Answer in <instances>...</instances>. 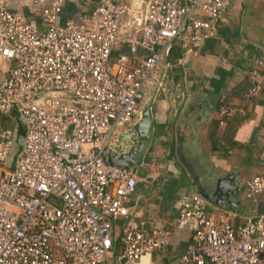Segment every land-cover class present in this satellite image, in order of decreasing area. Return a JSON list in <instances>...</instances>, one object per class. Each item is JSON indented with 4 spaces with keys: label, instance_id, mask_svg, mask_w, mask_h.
Here are the masks:
<instances>
[{
    "label": "built area",
    "instance_id": "built-area-1",
    "mask_svg": "<svg viewBox=\"0 0 264 264\" xmlns=\"http://www.w3.org/2000/svg\"><path fill=\"white\" fill-rule=\"evenodd\" d=\"M67 1L87 2L16 0L37 22L0 0V114L15 105L26 124L10 169L15 122L0 123V264H144L169 230L128 205L134 169L106 164L101 152L163 88L167 48L195 54L229 0H96L88 18L61 24ZM246 82L239 102L216 113L220 129L264 89V53ZM243 194L263 195V211L236 224L198 194L180 197L172 225L189 240L165 264H264V175L245 180Z\"/></svg>",
    "mask_w": 264,
    "mask_h": 264
},
{
    "label": "crops",
    "instance_id": "crops-1",
    "mask_svg": "<svg viewBox=\"0 0 264 264\" xmlns=\"http://www.w3.org/2000/svg\"><path fill=\"white\" fill-rule=\"evenodd\" d=\"M5 1L10 10L39 22L16 0ZM95 4L96 0L67 1L59 22L88 18ZM263 53L264 2L258 0H229L214 36L195 54L183 56L176 44L167 48L158 70L163 88L142 103V109L150 110L152 136L138 169L133 170L138 181L128 205L147 226L158 223L169 235L165 248L142 257V263L165 264L180 255L189 240L188 230L172 225L179 198L197 194L188 171L178 161V149L203 183L238 169L237 206L233 212L221 210L231 214L235 224L263 211V195L256 202L246 199L243 184L264 175V89L245 103V114L229 120L224 129L218 127L216 114L222 104L239 102L247 72Z\"/></svg>",
    "mask_w": 264,
    "mask_h": 264
},
{
    "label": "water",
    "instance_id": "water-1",
    "mask_svg": "<svg viewBox=\"0 0 264 264\" xmlns=\"http://www.w3.org/2000/svg\"><path fill=\"white\" fill-rule=\"evenodd\" d=\"M142 4L144 0H139ZM10 116L15 122V134L11 152L10 169L14 167L16 156L20 153L26 133V124L20 119V115L15 105H13ZM138 121L129 130L120 133L112 149L105 146L101 152L106 164L121 166L126 168H136L140 165L144 152L147 149L152 136V119L148 107H144ZM178 161L186 168L191 181L194 184L195 192L201 196L211 207L233 212L237 206L234 199L241 191L238 179V169L232 168L224 176L201 182V177L195 173L192 167L186 162L182 153L177 150Z\"/></svg>",
    "mask_w": 264,
    "mask_h": 264
},
{
    "label": "rangeland",
    "instance_id": "rangeland-1",
    "mask_svg": "<svg viewBox=\"0 0 264 264\" xmlns=\"http://www.w3.org/2000/svg\"><path fill=\"white\" fill-rule=\"evenodd\" d=\"M0 123L2 125H10V124L14 123V119H12V117H10L9 115H1L0 114ZM10 162H9V164H10ZM137 169H138V167H137Z\"/></svg>",
    "mask_w": 264,
    "mask_h": 264
}]
</instances>
